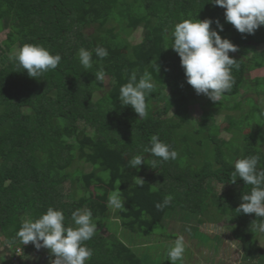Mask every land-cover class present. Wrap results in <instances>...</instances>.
Returning <instances> with one entry per match:
<instances>
[{
    "label": "trees",
    "instance_id": "obj_1",
    "mask_svg": "<svg viewBox=\"0 0 264 264\" xmlns=\"http://www.w3.org/2000/svg\"><path fill=\"white\" fill-rule=\"evenodd\" d=\"M208 18L214 21L212 28L219 19L221 37L238 46L229 53L239 65L231 70L233 87L216 109L239 112L249 130L235 129L230 139L222 136L216 118L204 112L208 102L195 110L198 99L170 47L176 23ZM140 27L141 40L130 42ZM10 28L26 33L18 34L13 44L0 41V233L6 247L32 249L16 233L25 220L34 221L52 207L63 212L66 227H75L73 211L91 210L97 230L84 242L92 251L85 264H154L153 256L139 255L111 231L105 222L114 214L134 234L173 238L178 234L163 224L169 213L196 215L199 223L229 215L236 221L232 238L239 242L242 258L254 261L261 255L258 242L264 243V232L258 226L264 220L237 211L252 186L239 177L232 182L231 174L237 159L252 155L260 157L257 167L264 169V106L246 95L264 92L258 88L262 80L249 76L264 67V26L252 35L241 34L225 22L224 9L209 0H0V32ZM24 44L60 54V64L30 77L14 59ZM97 46L109 55L98 58ZM80 48L92 51L90 69L79 61ZM101 70L103 82L95 79ZM133 72L137 79L150 73L155 84L146 96L147 118L119 100V89ZM240 95L247 98H233ZM244 104L251 107L245 110ZM171 110L174 122L165 118ZM154 134L177 151L175 160L143 152ZM135 155L145 159L138 169L128 163ZM105 172L120 174L124 210L95 196L92 187ZM139 177L143 187L135 183ZM167 195L173 197L171 203L157 210L155 204ZM168 248L158 256L159 264H171ZM54 258L50 255V263ZM46 261L50 264L48 256ZM27 263L21 258L20 264Z\"/></svg>",
    "mask_w": 264,
    "mask_h": 264
},
{
    "label": "clouds",
    "instance_id": "obj_2",
    "mask_svg": "<svg viewBox=\"0 0 264 264\" xmlns=\"http://www.w3.org/2000/svg\"><path fill=\"white\" fill-rule=\"evenodd\" d=\"M214 6L224 9L225 22L230 23L241 34L252 35L261 26H264V0H209ZM211 18L196 21L182 20L174 25L170 32L171 48L180 57L181 67L184 69L186 82L194 89L197 95H204L213 103L220 102L223 95L230 91L234 84L231 74L233 67H239L236 59L229 55L238 51V46L228 38H222L219 32L224 30L219 19L215 21L216 28H212ZM219 29V31H217ZM168 48V47H167ZM94 52L101 60L109 53L107 49L97 46ZM79 61L85 69L92 67V51L80 48ZM19 69L27 70L30 77L37 78L43 73L54 70L62 59L60 54H52L42 45L24 44L14 54ZM95 79L103 82V70L95 73ZM155 88L152 76L144 72L139 79L133 72L129 81L119 89V100L123 106H131L140 118H147L146 96ZM162 161L175 160L176 150L162 142L158 135H152L150 145L143 148ZM260 161L258 155L237 159L234 162V171L231 181L237 177L252 186L249 194L242 196V203L237 208L238 213L255 214L264 220V169H258ZM131 168L138 169L145 163L143 155H135L129 161ZM155 164V162H153ZM153 167V165H151ZM154 168V167H153ZM144 180L139 177L135 181L138 187H143ZM118 186V185H117ZM173 197L167 195L155 207L161 210L168 206ZM108 206L114 210H124V201L121 199L119 188L109 195ZM75 227H66L65 216L61 210L49 207L38 219L25 220L16 236L23 245L32 243L36 249L47 248L55 258L51 264H85L92 256L91 249L84 246V242L92 239L97 230V223L92 220L91 210L77 209L71 213ZM259 230L264 232V223ZM190 231V229H186ZM12 252V262L16 251ZM186 250L183 235H178L174 244L167 250L166 256L171 264L182 260ZM21 251V249H20ZM19 257V264L22 258Z\"/></svg>",
    "mask_w": 264,
    "mask_h": 264
},
{
    "label": "rangeland",
    "instance_id": "obj_3",
    "mask_svg": "<svg viewBox=\"0 0 264 264\" xmlns=\"http://www.w3.org/2000/svg\"><path fill=\"white\" fill-rule=\"evenodd\" d=\"M25 33V30H14L10 28L9 32L8 30L0 32V41L6 40L10 44H13L18 39V34L25 35ZM142 36L143 28L140 27L135 29L129 37L130 42L137 43L141 40ZM259 48H261V46ZM249 76L251 78L259 77V80H262V85H259L258 88H264V67L252 70ZM258 92L259 94L250 91L246 95L253 96L255 100L258 101L260 107H263L264 92ZM195 95L198 99L195 110L199 111L201 109V103L208 102L209 105L204 112L216 118L217 123L221 126V134L224 138L230 139L235 129H240L242 132H247L249 130L248 124L242 121L243 119L238 116L239 112L231 111L229 112L230 114H221L216 109L218 106L217 102L213 103L204 95H197L196 93ZM233 98L244 101L247 97H242L240 95V97L234 96ZM250 107V104L243 105L245 110H248ZM173 112L174 110H171L169 114L165 116L168 122H174L176 120ZM203 134L204 133L201 134L202 137H204ZM120 180V174L116 172H105L102 182L92 187L95 196L98 199L108 202L109 195L113 191H116L117 187L119 188ZM197 218L198 216L196 215H187L176 211V213L167 214L163 221V224L169 229V233L184 236L186 250L183 256V264H264V243L262 241L258 242V249L261 255L254 261H245L242 258L240 244L232 238V231L236 225V221L232 216L226 215L218 219V221L205 223H199ZM105 223L110 224L111 231L129 243L139 255L149 254L153 256L154 264H159L157 260L158 256H160L165 249L172 246L176 239L170 236L164 237L162 235L142 236L136 233L134 234L123 227L115 214ZM186 229H190V231H186ZM103 231L108 233V230ZM5 241V235L0 233V264H3V258L5 263L9 261L11 263L12 260L10 249L6 247ZM20 249L23 253L22 258L28 261L27 264H48L46 261L47 256L48 261L50 260L51 253L47 248L36 249L34 246L32 249L28 250H24L22 247H20Z\"/></svg>",
    "mask_w": 264,
    "mask_h": 264
},
{
    "label": "built area",
    "instance_id": "obj_4",
    "mask_svg": "<svg viewBox=\"0 0 264 264\" xmlns=\"http://www.w3.org/2000/svg\"><path fill=\"white\" fill-rule=\"evenodd\" d=\"M21 255V251L20 249H18L14 255V258H13V263L14 264H19V257Z\"/></svg>",
    "mask_w": 264,
    "mask_h": 264
}]
</instances>
